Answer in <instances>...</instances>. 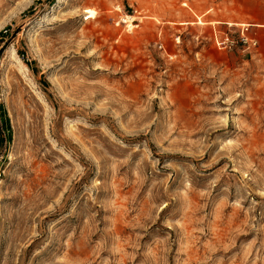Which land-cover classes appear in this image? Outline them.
Masks as SVG:
<instances>
[{
    "label": "rangeland",
    "instance_id": "374dc122",
    "mask_svg": "<svg viewBox=\"0 0 264 264\" xmlns=\"http://www.w3.org/2000/svg\"><path fill=\"white\" fill-rule=\"evenodd\" d=\"M0 33V264H264V0H0Z\"/></svg>",
    "mask_w": 264,
    "mask_h": 264
},
{
    "label": "built area",
    "instance_id": "2783aa9c",
    "mask_svg": "<svg viewBox=\"0 0 264 264\" xmlns=\"http://www.w3.org/2000/svg\"><path fill=\"white\" fill-rule=\"evenodd\" d=\"M246 32H247L246 28H242L240 30V42L244 45H250L251 40L248 39ZM231 43L232 41L227 36H225L220 42V44L223 46H226L227 44H231Z\"/></svg>",
    "mask_w": 264,
    "mask_h": 264
},
{
    "label": "trees",
    "instance_id": "16d2710c",
    "mask_svg": "<svg viewBox=\"0 0 264 264\" xmlns=\"http://www.w3.org/2000/svg\"><path fill=\"white\" fill-rule=\"evenodd\" d=\"M5 36H4V34L3 33H0V38H4ZM0 115H1V117H2V119H3V122H4V124H5V129H6V131L9 133V131H10V128H9V125H8V122H7V119H6V117H5V114H4V112H3V108L0 106ZM9 137V136H8ZM2 144H3V137H2V135L0 134V146H2Z\"/></svg>",
    "mask_w": 264,
    "mask_h": 264
},
{
    "label": "bare ground",
    "instance_id": "6f19581e",
    "mask_svg": "<svg viewBox=\"0 0 264 264\" xmlns=\"http://www.w3.org/2000/svg\"><path fill=\"white\" fill-rule=\"evenodd\" d=\"M87 15H89V18L90 19H94L95 20L97 18V12L95 10H93V9H88L87 10ZM128 20H131V18H128ZM199 24H203V23L202 22H199ZM128 27H129V29H131V28L133 29V27L130 24L128 25Z\"/></svg>",
    "mask_w": 264,
    "mask_h": 264
}]
</instances>
